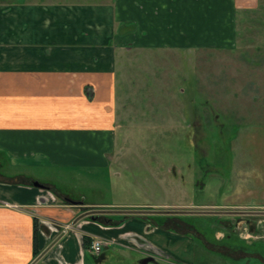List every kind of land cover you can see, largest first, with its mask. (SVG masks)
<instances>
[{
  "label": "crops",
  "instance_id": "0c3cea01",
  "mask_svg": "<svg viewBox=\"0 0 264 264\" xmlns=\"http://www.w3.org/2000/svg\"><path fill=\"white\" fill-rule=\"evenodd\" d=\"M257 6L258 0H0V151L13 168L0 167V264H106L129 250L151 258L148 264L164 254L187 260L197 253L212 255L213 264H264V112L236 129L227 163L202 169L215 173L210 185L201 184L215 196L197 205L260 214L252 240L217 226L208 235L170 217L158 225L145 210L91 215L90 207L102 204L77 200L40 173L56 166L59 175L86 179L91 166L111 158L120 51L149 47L174 30L180 32L171 46H202L209 35H225L215 31L230 29L234 15ZM121 24L136 32L118 35ZM161 30L167 33L160 40ZM94 239L102 243L98 252Z\"/></svg>",
  "mask_w": 264,
  "mask_h": 264
},
{
  "label": "rangeland",
  "instance_id": "374dc122",
  "mask_svg": "<svg viewBox=\"0 0 264 264\" xmlns=\"http://www.w3.org/2000/svg\"><path fill=\"white\" fill-rule=\"evenodd\" d=\"M130 32H136L131 25L117 28L120 36ZM215 32L225 35H209L207 44L184 47L171 46V35L161 40L167 33L161 30V41L151 39L149 47L118 51L111 158L105 165L91 166L86 179L74 172L59 175L56 166H45L40 173L77 200L102 204L90 207L91 215L124 210L121 217L131 214L129 209L145 210L146 219L158 225L170 217L208 235L209 227L217 226L254 239L249 226L260 224V214L197 205L215 196L213 187L207 192L201 186L210 185L215 173L203 174L202 169L227 163L236 129L254 123L264 112L259 110L264 102V0H258L255 11L234 15L230 29ZM4 153L0 151L3 173L13 169ZM118 256L122 259L116 254L106 264H141L142 257L131 250ZM163 256L155 264H213L210 254H193L187 260ZM221 261L227 263L223 258L216 263Z\"/></svg>",
  "mask_w": 264,
  "mask_h": 264
},
{
  "label": "water",
  "instance_id": "95a60500",
  "mask_svg": "<svg viewBox=\"0 0 264 264\" xmlns=\"http://www.w3.org/2000/svg\"><path fill=\"white\" fill-rule=\"evenodd\" d=\"M33 184L36 185V186H39V187H44V185L40 184V183L37 182V181H34ZM250 230H252V226H251V225H250ZM149 260H151V258H149V257H143V258L140 260V262H141V264H148V261H149Z\"/></svg>",
  "mask_w": 264,
  "mask_h": 264
},
{
  "label": "built area",
  "instance_id": "2783aa9c",
  "mask_svg": "<svg viewBox=\"0 0 264 264\" xmlns=\"http://www.w3.org/2000/svg\"><path fill=\"white\" fill-rule=\"evenodd\" d=\"M101 247H102V243L100 240L95 239L92 241V248L94 251H96V252L100 251Z\"/></svg>",
  "mask_w": 264,
  "mask_h": 264
},
{
  "label": "flooded vegetation",
  "instance_id": "af4514ba",
  "mask_svg": "<svg viewBox=\"0 0 264 264\" xmlns=\"http://www.w3.org/2000/svg\"><path fill=\"white\" fill-rule=\"evenodd\" d=\"M240 221H241V220H240V219H238L236 222H238V223H239ZM228 225H229V223H228Z\"/></svg>",
  "mask_w": 264,
  "mask_h": 264
},
{
  "label": "trees",
  "instance_id": "16d2710c",
  "mask_svg": "<svg viewBox=\"0 0 264 264\" xmlns=\"http://www.w3.org/2000/svg\"><path fill=\"white\" fill-rule=\"evenodd\" d=\"M120 218H122V216Z\"/></svg>",
  "mask_w": 264,
  "mask_h": 264
}]
</instances>
